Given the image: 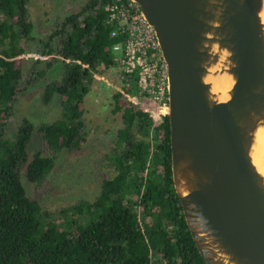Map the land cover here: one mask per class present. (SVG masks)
<instances>
[{"label":"trees","instance_id":"trees-1","mask_svg":"<svg viewBox=\"0 0 264 264\" xmlns=\"http://www.w3.org/2000/svg\"><path fill=\"white\" fill-rule=\"evenodd\" d=\"M111 0H88L66 16L44 40L25 85L32 86L58 65L59 79L48 82L42 102L55 100L61 115L36 129L23 118L13 136L7 133L22 80L16 57L25 52L33 22L28 0H0V264H206L187 226L172 180L168 115L154 126L135 104L113 94V113H121L114 147L106 158L114 174L104 178L93 201L81 200L47 211L23 184H42L63 151H78L87 136L83 103L94 74L115 66L105 6ZM137 94V76H131ZM42 136L48 154L30 158L33 133Z\"/></svg>","mask_w":264,"mask_h":264},{"label":"water","instance_id":"water-1","mask_svg":"<svg viewBox=\"0 0 264 264\" xmlns=\"http://www.w3.org/2000/svg\"><path fill=\"white\" fill-rule=\"evenodd\" d=\"M133 1L168 67L172 180L196 247L206 264H264V0Z\"/></svg>","mask_w":264,"mask_h":264},{"label":"rangeland","instance_id":"rangeland-1","mask_svg":"<svg viewBox=\"0 0 264 264\" xmlns=\"http://www.w3.org/2000/svg\"><path fill=\"white\" fill-rule=\"evenodd\" d=\"M87 1L28 0L33 31L31 38L23 42L25 52L16 57L22 69V80L7 124L10 137L23 118L30 119L38 129L41 124L60 117L61 106L56 99L47 105L41 100L44 86L59 79L60 63L50 68L45 78L27 88L25 85L32 72L36 74L37 69L44 67L42 63L36 65L35 61L47 59L40 55L44 45L41 40L57 29L67 15L81 11ZM124 89L115 66L100 68L94 74L91 90L83 103L87 136L82 148L58 154L53 170L42 184L30 182L26 178L25 167L22 169V181L28 195L38 200L45 210L56 213L81 200L93 201L100 191L102 180L114 174L106 156L113 149L117 131L123 127V122L121 113L112 111V96ZM123 96L124 100H128L124 93ZM37 151L48 154L42 136L35 130L28 146L29 157Z\"/></svg>","mask_w":264,"mask_h":264},{"label":"built area","instance_id":"built-area-1","mask_svg":"<svg viewBox=\"0 0 264 264\" xmlns=\"http://www.w3.org/2000/svg\"><path fill=\"white\" fill-rule=\"evenodd\" d=\"M115 67L125 87L122 94L147 113L154 126L161 124L169 110L168 67L154 28L133 0H111L106 6ZM136 74L138 93L130 92Z\"/></svg>","mask_w":264,"mask_h":264},{"label":"bare ground","instance_id":"bare-ground-1","mask_svg":"<svg viewBox=\"0 0 264 264\" xmlns=\"http://www.w3.org/2000/svg\"><path fill=\"white\" fill-rule=\"evenodd\" d=\"M263 19H264V11L262 13ZM214 86L216 90L219 91H226L229 87V84H227V80L223 78H216L214 79ZM255 163L258 166L259 170L264 174V150L262 151H256L255 153Z\"/></svg>","mask_w":264,"mask_h":264}]
</instances>
